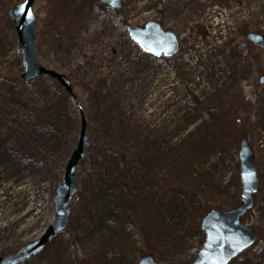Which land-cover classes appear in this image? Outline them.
Wrapping results in <instances>:
<instances>
[{"label":"rangeland","instance_id":"rangeland-1","mask_svg":"<svg viewBox=\"0 0 264 264\" xmlns=\"http://www.w3.org/2000/svg\"><path fill=\"white\" fill-rule=\"evenodd\" d=\"M0 0V256L41 236L86 121L89 145L65 231L23 264H190L204 214L241 202L238 150L259 187L241 223L257 236L229 264H264V0H34L37 61L65 75L23 82L14 4ZM157 22L179 42L144 54L126 27ZM262 80V83L260 81Z\"/></svg>","mask_w":264,"mask_h":264},{"label":"water","instance_id":"water-1","mask_svg":"<svg viewBox=\"0 0 264 264\" xmlns=\"http://www.w3.org/2000/svg\"><path fill=\"white\" fill-rule=\"evenodd\" d=\"M111 10H119L122 0H97ZM34 0H24L14 4L8 11V17L16 33V53L20 56L23 73L19 79L29 82L38 77L48 76L55 80L67 94L73 89L68 78L43 67L37 61V20L33 11ZM23 6V7H22ZM129 37L146 54L154 57L170 58L178 51L175 34L165 31L156 22H148L144 28L127 27ZM247 40L260 50H264V37L249 33ZM262 83V81H261ZM86 121L81 115L80 131L75 149L71 153L57 184L54 195V210L51 221L39 238L19 247L13 253L0 256V264H23L40 254L68 224L70 203L77 190V166L86 155L89 139ZM241 202L229 210L211 209L201 219L200 228L204 232V242L196 259L190 264H229L239 254L253 246L256 234L241 223V218L253 208L254 195L259 187L253 152L245 138L239 140L238 150ZM137 264H158L151 255L142 256Z\"/></svg>","mask_w":264,"mask_h":264},{"label":"snow or ice","instance_id":"snow-or-ice-1","mask_svg":"<svg viewBox=\"0 0 264 264\" xmlns=\"http://www.w3.org/2000/svg\"><path fill=\"white\" fill-rule=\"evenodd\" d=\"M23 7V6H22Z\"/></svg>","mask_w":264,"mask_h":264}]
</instances>
